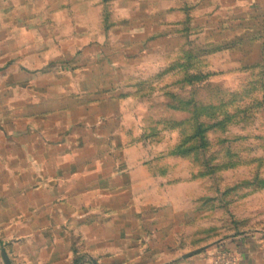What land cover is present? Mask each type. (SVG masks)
<instances>
[{"label":"crops","instance_id":"0c3cea01","mask_svg":"<svg viewBox=\"0 0 264 264\" xmlns=\"http://www.w3.org/2000/svg\"><path fill=\"white\" fill-rule=\"evenodd\" d=\"M217 1L182 0L184 10L175 7L179 0H0L3 240L72 242L77 264H211L216 250L240 264H264L261 229L210 242L206 252L183 261L186 254L168 233L176 193L148 174L144 142L129 138L140 133L137 97L154 75L146 71L156 66L151 54L178 51L168 15L185 11L194 20L195 6L205 31L211 15L220 20L224 13L219 6L226 0ZM230 3L253 6L250 14L231 13V20H257L264 11V0ZM105 5L112 14L103 13ZM259 36L255 26L250 49L261 55ZM28 261L49 264L46 257Z\"/></svg>","mask_w":264,"mask_h":264},{"label":"rangeland","instance_id":"374dc122","mask_svg":"<svg viewBox=\"0 0 264 264\" xmlns=\"http://www.w3.org/2000/svg\"><path fill=\"white\" fill-rule=\"evenodd\" d=\"M180 1L175 7L185 10ZM231 1L220 4L221 19L211 15L205 31L195 6L194 20H186L185 11L170 12L167 21L171 33L176 32L178 51L151 54L156 66L146 71L154 75L140 86L137 97L143 104L137 118L140 133H129L131 142L142 141L147 148L148 174L176 193L175 227L168 233L182 254L199 249L202 254L235 235L264 231V53L250 49L255 26L261 34L258 41L264 43V11L257 20L227 19L236 10L253 11V6ZM103 13L112 14L110 5ZM167 24L164 20L163 30ZM254 59L258 63L250 65ZM190 74L198 78L191 80ZM206 127L209 130L202 132ZM4 231L0 229L3 264V251L18 264H33L28 258L42 257L49 258V264H77L78 249L72 242L59 247L20 244L3 240ZM154 242L151 249L157 250ZM221 254L238 261L228 251L216 250L211 264Z\"/></svg>","mask_w":264,"mask_h":264},{"label":"built area","instance_id":"2783aa9c","mask_svg":"<svg viewBox=\"0 0 264 264\" xmlns=\"http://www.w3.org/2000/svg\"><path fill=\"white\" fill-rule=\"evenodd\" d=\"M215 264H240V263L228 255L221 254L216 257Z\"/></svg>","mask_w":264,"mask_h":264},{"label":"water","instance_id":"95a60500","mask_svg":"<svg viewBox=\"0 0 264 264\" xmlns=\"http://www.w3.org/2000/svg\"><path fill=\"white\" fill-rule=\"evenodd\" d=\"M201 252H202V249L196 250L194 252H191V253L186 254L185 256H183V259L190 258V257H192L194 255L200 254ZM2 256H3V259H4L6 264H11L9 259H8V257H7V255H6V253H5V251L2 252Z\"/></svg>","mask_w":264,"mask_h":264},{"label":"trees","instance_id":"16d2710c","mask_svg":"<svg viewBox=\"0 0 264 264\" xmlns=\"http://www.w3.org/2000/svg\"><path fill=\"white\" fill-rule=\"evenodd\" d=\"M164 74H168V72L165 71ZM189 76H190L191 80H194V78H198V75H195V76H194L193 74H190ZM201 77H203V76H201ZM191 80H190L189 82H191ZM196 130H197V129H196ZM208 130H209V127H206V128H204V129H203V128L201 129L202 132H204V131L207 132ZM198 131H199V130H198ZM188 152H189V151H188ZM186 153H187V152H186Z\"/></svg>","mask_w":264,"mask_h":264}]
</instances>
